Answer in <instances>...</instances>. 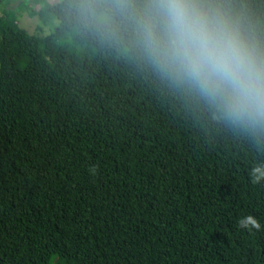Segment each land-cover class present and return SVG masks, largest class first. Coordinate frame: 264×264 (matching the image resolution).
<instances>
[{
    "label": "trees",
    "instance_id": "1",
    "mask_svg": "<svg viewBox=\"0 0 264 264\" xmlns=\"http://www.w3.org/2000/svg\"><path fill=\"white\" fill-rule=\"evenodd\" d=\"M32 2L46 36L0 14V264H264V127L157 70L149 0ZM219 2L264 40V0Z\"/></svg>",
    "mask_w": 264,
    "mask_h": 264
},
{
    "label": "clouds",
    "instance_id": "2",
    "mask_svg": "<svg viewBox=\"0 0 264 264\" xmlns=\"http://www.w3.org/2000/svg\"><path fill=\"white\" fill-rule=\"evenodd\" d=\"M140 37L163 76L207 97L223 119L264 127V40L219 0H149ZM250 176L253 183L264 180V163H256ZM238 227L259 231L261 224L249 214Z\"/></svg>",
    "mask_w": 264,
    "mask_h": 264
},
{
    "label": "rangeland",
    "instance_id": "3",
    "mask_svg": "<svg viewBox=\"0 0 264 264\" xmlns=\"http://www.w3.org/2000/svg\"><path fill=\"white\" fill-rule=\"evenodd\" d=\"M57 1L45 0L47 3H55ZM37 5L32 0H0V14L2 12L10 13L16 24L31 35L46 36L51 33L56 22L49 19L38 20L36 16L29 15L32 10L37 9Z\"/></svg>",
    "mask_w": 264,
    "mask_h": 264
}]
</instances>
